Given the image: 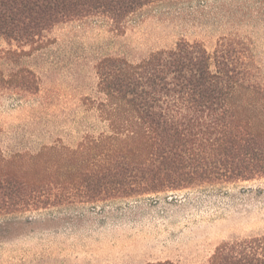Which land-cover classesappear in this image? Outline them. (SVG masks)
<instances>
[{"label":"rangeland","instance_id":"1","mask_svg":"<svg viewBox=\"0 0 264 264\" xmlns=\"http://www.w3.org/2000/svg\"><path fill=\"white\" fill-rule=\"evenodd\" d=\"M223 39L240 42L264 80V0H162L121 24L96 16L34 43L0 38V160H12L0 171L26 177L42 147L75 150L109 133L97 106L101 59L136 62L181 40L212 54ZM55 165L47 162L49 177L63 176L67 163ZM261 234L264 178L1 215L0 264H200L222 241Z\"/></svg>","mask_w":264,"mask_h":264},{"label":"trees","instance_id":"2","mask_svg":"<svg viewBox=\"0 0 264 264\" xmlns=\"http://www.w3.org/2000/svg\"><path fill=\"white\" fill-rule=\"evenodd\" d=\"M156 1L0 0V38L34 43L59 24L96 16L121 24ZM252 66L234 39L212 54L181 40L136 62L101 59L97 106L109 133L75 150L42 147L26 177L0 171V216L264 178V80ZM51 159L56 168L67 163L63 176L49 177ZM200 264H264V234L222 241Z\"/></svg>","mask_w":264,"mask_h":264}]
</instances>
